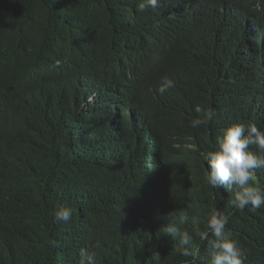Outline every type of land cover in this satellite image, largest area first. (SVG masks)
I'll use <instances>...</instances> for the list:
<instances>
[{
    "label": "trees",
    "instance_id": "1",
    "mask_svg": "<svg viewBox=\"0 0 264 264\" xmlns=\"http://www.w3.org/2000/svg\"><path fill=\"white\" fill-rule=\"evenodd\" d=\"M166 1L169 27L131 10L139 0H0V264H79L95 244L96 264H185L160 229L185 211L203 230L213 210L229 215L244 264H264V206L232 208V194L207 183L203 155L232 123L264 129V85L258 103L238 90L249 61H264L262 1ZM164 76L175 87L160 95ZM107 88L115 100L102 124L80 101L105 105ZM196 105L216 116L193 128ZM255 175L264 187V169ZM61 205L68 223L51 214ZM184 227L195 264H209Z\"/></svg>",
    "mask_w": 264,
    "mask_h": 264
},
{
    "label": "clouds",
    "instance_id": "2",
    "mask_svg": "<svg viewBox=\"0 0 264 264\" xmlns=\"http://www.w3.org/2000/svg\"><path fill=\"white\" fill-rule=\"evenodd\" d=\"M132 1L135 3L137 0H127V4ZM258 1H262V3L257 5L255 19L261 27H264V0ZM165 2L164 4L163 0H139V5L134 4L135 7L133 6L131 10H136V7H138L140 11H144L147 8L148 14L144 19L147 22L150 21L148 22L149 25L158 22L163 27H169L173 19L168 12L171 2L166 0ZM222 2L231 3L234 9L240 10L250 0H230V2L222 0ZM4 17L6 19L7 16ZM134 17L138 19L139 15L135 13ZM258 32L253 31L254 34ZM121 63L122 60L119 61V64ZM59 65L60 62L57 61V66ZM126 66H130V70L126 71L128 76L133 74L131 71H138V66H135L132 61L127 63ZM249 66H253L251 69V80H249L245 88L240 84L238 90L241 91L243 100L258 103L261 88L264 85V61L262 64L256 61H249ZM117 81H120V77L117 78ZM109 84L111 83L109 82ZM174 87L175 81L164 76L161 78L157 92L160 95H164L169 89ZM124 92L132 95L127 85L124 87ZM131 99L133 100L132 97ZM114 100L113 91L109 93L107 88L105 105L98 103L90 95L87 99H83L80 102H83L89 111L92 110L94 115L97 116V121L103 124L110 111L109 104H114ZM237 107H243V105H238ZM194 110L198 116L190 122V126L193 128L207 125L216 116L215 110H205L200 105H196ZM216 145L214 150L203 154L207 163V172H205L207 183L212 188L224 186L232 194L229 199V205L236 210H243L249 206L253 210L260 209L264 206V187L257 183L255 173L258 169H264V129L258 128L251 122L247 124L235 122L221 130V136L217 138ZM250 146H255V150H252ZM137 177L138 175L134 173L133 178L136 180ZM166 195L168 198L173 199L177 195V191L168 190ZM51 214L55 221L58 222L68 223L72 219V209L66 205L54 208ZM229 219L228 214L213 210L205 216L206 227L201 230L199 228V216L193 215L189 217L187 212L182 211L177 218L164 225L160 229V233L165 236H171L174 241L179 242L177 250L180 255L192 258L186 260L185 264H195L196 252L193 251V233H190L184 227L191 221L194 235L206 246V251L210 258L209 264H244L246 255L239 246V242L232 238V234L227 228ZM49 243L55 245L56 241L51 240ZM98 248V244L93 245L91 249L81 248L79 250V264H96Z\"/></svg>",
    "mask_w": 264,
    "mask_h": 264
}]
</instances>
